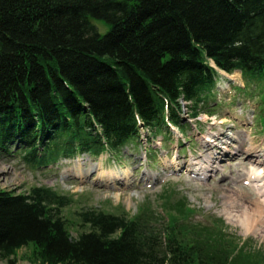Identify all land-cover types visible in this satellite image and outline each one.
Listing matches in <instances>:
<instances>
[{"label": "trees", "instance_id": "obj_1", "mask_svg": "<svg viewBox=\"0 0 264 264\" xmlns=\"http://www.w3.org/2000/svg\"><path fill=\"white\" fill-rule=\"evenodd\" d=\"M235 69L264 84V0H0V156L43 168L117 153L142 130L184 126L179 98L197 116ZM70 202L46 185L0 189V256L15 264L33 244L29 264H264L222 221L187 222L183 200V218L83 210L76 236Z\"/></svg>", "mask_w": 264, "mask_h": 264}, {"label": "rangeland", "instance_id": "obj_2", "mask_svg": "<svg viewBox=\"0 0 264 264\" xmlns=\"http://www.w3.org/2000/svg\"><path fill=\"white\" fill-rule=\"evenodd\" d=\"M94 22L102 33L107 31L108 27L101 20L94 19ZM232 77L230 83L222 84L220 91L208 92L198 119L191 123L198 129L186 119L180 131L176 128L172 132L165 130L152 135L148 130H142L139 141L129 143L117 153L64 157L57 164L43 168H32L16 153L0 156V189L24 194L35 186L46 185L69 196L71 202L62 213L74 236L87 229L81 227L80 216L86 209L129 217L148 210L158 219H167V215L181 218L175 206L183 200L189 208V215L185 217L190 224L208 226L216 222L220 225L222 221L225 231L233 235L236 243H247L249 247L264 251V230L248 232L241 224L231 221L223 210L224 196L230 191L247 200L256 197L242 178L246 168H250L247 157L250 146H260L264 142V84L250 83L239 72ZM220 131L245 135L248 141L242 143L239 155L235 154L238 144L226 145L223 143L227 140L225 137H216ZM205 140L216 146L223 144L224 148L230 146L235 155L220 162V169L216 167L205 178L194 176L186 168L175 169L167 165L172 160L186 165L190 161L204 163V157L199 154H206L205 150L211 152L202 147ZM97 163H102L106 170L129 169L132 176L128 182L123 179L116 182L117 187H114L97 179L100 169L93 170L84 179L70 172L76 164L89 168ZM34 251L35 246L29 244L17 250L11 260L14 259L15 264H29ZM0 264L12 263L9 258L0 256Z\"/></svg>", "mask_w": 264, "mask_h": 264}, {"label": "bare ground", "instance_id": "obj_3", "mask_svg": "<svg viewBox=\"0 0 264 264\" xmlns=\"http://www.w3.org/2000/svg\"><path fill=\"white\" fill-rule=\"evenodd\" d=\"M212 65H214V62H212ZM235 72H239L243 77L242 71L240 69H235L232 72L224 70L223 73H219V76L217 75L215 77V86L209 89L207 93H205L204 97H208L209 91H220L222 84L226 81H229L230 83ZM179 102L181 104V116L183 117L182 113L186 112L187 121H189L190 124L196 121L202 107H200L197 116H191V112L194 109L195 102L192 99H186L184 96H181L179 98ZM201 105L202 104H200V106ZM191 125L195 126L196 129H198V126L196 124ZM217 134L218 135L216 137H225L227 139L223 142L226 143V145L230 143L231 146L233 142L234 144H238L235 148V150H237L235 154L239 155V151L242 149V143L245 144L246 142L245 135L241 133L229 135L222 131L218 132ZM206 141L208 142V140ZM230 146L224 148L223 144H221L220 146H216L214 144H205L204 148H207L211 152L206 154H199V157H204V163H208V165H205L200 161H190V163L186 165L184 162L178 160H172L171 162L167 163V165L175 169L186 168L191 174H194V176L205 178L207 177L206 174L208 172L215 171L216 167L217 169H220L218 166L220 165V162L232 156L233 151L231 150ZM216 148L219 149L217 150ZM247 157H249L250 160V168H246L242 180L255 192L256 197L249 198L247 200L242 198L240 195H236L235 192L230 191L224 196L223 210L231 221L241 224L246 228V231L258 232L264 230L262 229V227H264V142L260 146L251 145L250 149L247 152ZM203 164L205 167L202 166ZM96 169L101 170L98 172L99 177L97 176V179L99 181H102L104 184L106 183L107 185H114V187H117L116 182L119 183L122 179L123 182H128L130 180V177L132 176L129 169L106 170L102 163L90 165L89 168H84L81 166V164H76L75 168H73V170L71 169L70 172L75 174V176L84 179L85 177L90 175V172H92L93 170L95 171Z\"/></svg>", "mask_w": 264, "mask_h": 264}]
</instances>
